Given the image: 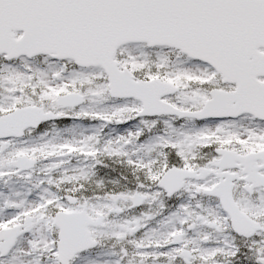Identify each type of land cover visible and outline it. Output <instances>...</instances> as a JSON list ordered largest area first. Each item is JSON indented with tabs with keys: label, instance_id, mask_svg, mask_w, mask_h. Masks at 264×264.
<instances>
[{
	"label": "snow or ice",
	"instance_id": "snow-or-ice-1",
	"mask_svg": "<svg viewBox=\"0 0 264 264\" xmlns=\"http://www.w3.org/2000/svg\"><path fill=\"white\" fill-rule=\"evenodd\" d=\"M0 264H264V0H0Z\"/></svg>",
	"mask_w": 264,
	"mask_h": 264
}]
</instances>
